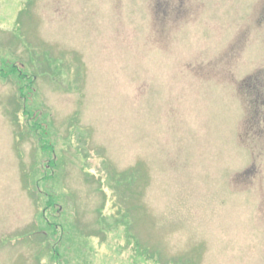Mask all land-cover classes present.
I'll use <instances>...</instances> for the list:
<instances>
[{"label":"rangeland","instance_id":"rangeland-1","mask_svg":"<svg viewBox=\"0 0 264 264\" xmlns=\"http://www.w3.org/2000/svg\"><path fill=\"white\" fill-rule=\"evenodd\" d=\"M0 264H264V0H0Z\"/></svg>","mask_w":264,"mask_h":264},{"label":"trees","instance_id":"trees-1","mask_svg":"<svg viewBox=\"0 0 264 264\" xmlns=\"http://www.w3.org/2000/svg\"><path fill=\"white\" fill-rule=\"evenodd\" d=\"M16 70V69H15ZM17 71H13L12 73L15 74ZM20 76V75H19ZM21 80H24L25 77H20ZM22 89V88H21ZM36 204L38 205V203L36 202Z\"/></svg>","mask_w":264,"mask_h":264}]
</instances>
